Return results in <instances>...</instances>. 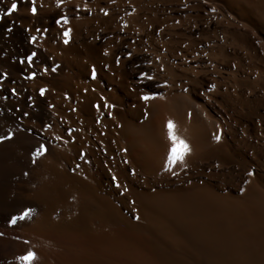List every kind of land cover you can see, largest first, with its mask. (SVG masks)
<instances>
[{
  "label": "rangeland",
  "instance_id": "obj_1",
  "mask_svg": "<svg viewBox=\"0 0 264 264\" xmlns=\"http://www.w3.org/2000/svg\"><path fill=\"white\" fill-rule=\"evenodd\" d=\"M226 1L248 10L256 26L211 0H62L59 7L57 0H35V15L30 0H17L7 16L12 0H0L7 18L0 123L10 117L38 135L13 151L21 166L8 190L17 201L0 220V264H23L17 257L28 250L36 254L31 264H264L187 246L182 229L145 204L204 191L228 207L264 203V0ZM16 25L23 33L17 41L9 33ZM141 72L153 80L141 83ZM148 92L154 98L141 101ZM168 121L190 147L184 163L173 166L176 175L162 170ZM41 144L47 152L34 157ZM46 165L85 182L114 218L62 223L75 195H65L66 205L41 196ZM25 208L32 209L27 219L7 223ZM41 234L82 239L85 259L64 261L61 252L76 248Z\"/></svg>",
  "mask_w": 264,
  "mask_h": 264
},
{
  "label": "bare ground",
  "instance_id": "obj_2",
  "mask_svg": "<svg viewBox=\"0 0 264 264\" xmlns=\"http://www.w3.org/2000/svg\"><path fill=\"white\" fill-rule=\"evenodd\" d=\"M6 22L7 18L0 16V31ZM9 33L14 36L15 41L23 38L22 30L17 25ZM12 66L15 69H20L16 64H12ZM7 108H11V105L7 103L2 105L4 111ZM7 114L9 113L5 112V115ZM5 128L6 130L8 129L7 132L12 133V138L5 140L9 141L8 144L0 147V220L4 218L9 208L15 205L14 201H17L8 190L11 179H13L21 166L19 158L13 151L18 148L22 149L25 141L37 140L36 138L38 137L35 133H30V130L26 131L17 126L10 117L0 123V132L5 133ZM42 172L45 180L40 194L49 203H64L66 205L65 195L70 192L75 195V199L66 206L68 210L62 216V223H65V225L82 227L88 224L92 218L100 220L114 218V212L110 206L104 199L95 197L85 182L61 174L54 165H46ZM203 193L194 192L179 198L157 199L155 201H147L145 204L150 211L157 213L161 217L168 218L174 225L182 229L185 236L184 242L189 247L192 246L199 251H213L216 258L238 252V255L236 254L233 259L264 260V203L261 200L260 202L253 201L247 206L243 205L244 207H241V209L239 207H228L227 205L226 207L225 205L214 203ZM39 236L44 240L53 238L54 242L59 244L62 242L79 250L78 253H74L76 249L71 247L73 250L75 249L72 253H63L61 252L63 249H61L60 252L63 255L59 253L63 256L64 261L67 259L68 262V260L73 259L72 261L77 262L85 259L86 248L82 245V239L78 241L76 239V241L72 242L67 239L69 235L56 234L46 236L41 234ZM98 239L101 242L103 237L100 236ZM8 244L10 243L8 242ZM116 245L119 244L114 246ZM63 246L65 248V245ZM245 253L250 255H245ZM52 261L54 260L52 259ZM49 262L47 263L55 264V262Z\"/></svg>",
  "mask_w": 264,
  "mask_h": 264
},
{
  "label": "snow or ice",
  "instance_id": "obj_3",
  "mask_svg": "<svg viewBox=\"0 0 264 264\" xmlns=\"http://www.w3.org/2000/svg\"><path fill=\"white\" fill-rule=\"evenodd\" d=\"M62 2V0H57V6L59 7V4ZM31 3V7L29 8V11L35 15L36 14V6H35V0H30ZM17 0H12L10 6L7 8V10L3 13L5 16L10 15L12 13H14L15 11H17ZM61 19H64L63 17H61ZM66 19H65V23H66ZM56 23L59 24L60 20H56ZM69 34H70V30H65L63 32V36H64V43L67 44L68 40H69ZM36 38L35 37H31V41H34ZM33 56H35V53H32L31 55H29L27 57V60L29 62L32 61ZM53 71H55V69H53ZM31 74L29 76V78H32ZM140 77L141 79V83L144 80L147 81H152L153 77L146 75V73L141 72L140 73ZM92 78L95 79L96 78V71L93 68L92 70ZM211 91V88L209 89ZM45 92V89L41 88L40 89V94L43 95ZM155 96V93L152 92H148V93H143L140 95L139 99L141 101L147 102L151 99H153ZM103 99V97L101 98ZM104 107L106 108H112L114 107V105H108L105 104ZM109 116H111V112L108 113ZM174 124L172 121H168L166 124V128H167V138L170 141V147L167 151V156L166 159L164 161L163 164V171H170L172 172V175H176L175 171H173V166L177 165V164H183L184 163V157L187 153L190 152V147L189 145L180 137H178L175 132H174ZM12 138V133L9 132L7 136H0V142H2L5 139H11ZM213 139L219 141L221 139L220 133L219 131L213 136ZM47 152V148L45 147V145L41 144L37 147V149L32 153V155L34 157H40L42 155H44ZM35 163V161H33ZM125 163H127V161H124ZM77 167H79L77 165ZM132 174L134 173V170L132 171ZM249 175H251L252 173L249 172ZM112 182L115 184L116 188L119 189L120 188V184L117 182L116 177L112 176ZM124 191H127V189L125 188ZM241 191H243V189H241ZM32 214V209L30 208H25L23 209L22 212H20L19 215H12L10 219H8L7 223L9 225H15L17 224L18 221H22L27 219L30 215ZM25 243H27V241H25ZM36 258V254L32 251V250H28L26 251V253L22 256L17 257L18 260H20L21 262H23V264H31L32 261H34Z\"/></svg>",
  "mask_w": 264,
  "mask_h": 264
},
{
  "label": "water",
  "instance_id": "obj_4",
  "mask_svg": "<svg viewBox=\"0 0 264 264\" xmlns=\"http://www.w3.org/2000/svg\"><path fill=\"white\" fill-rule=\"evenodd\" d=\"M212 2H217L220 3V5H222V7H224L227 11L232 12L236 17H238L240 20L245 21L246 23H250L253 27L256 26L257 21L255 19V17L250 14V12L248 10H246L244 7L237 5V6H233L232 4H230V2L226 1V0H211ZM232 5V6H231ZM232 7V8H230Z\"/></svg>",
  "mask_w": 264,
  "mask_h": 264
}]
</instances>
